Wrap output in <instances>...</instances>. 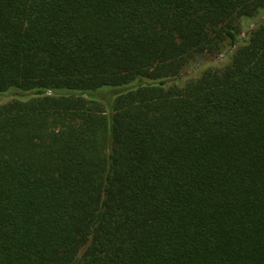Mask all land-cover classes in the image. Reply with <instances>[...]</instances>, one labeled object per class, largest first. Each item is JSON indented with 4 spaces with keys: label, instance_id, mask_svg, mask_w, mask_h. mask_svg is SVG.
Masks as SVG:
<instances>
[{
    "label": "trees",
    "instance_id": "1",
    "mask_svg": "<svg viewBox=\"0 0 264 264\" xmlns=\"http://www.w3.org/2000/svg\"><path fill=\"white\" fill-rule=\"evenodd\" d=\"M263 11L0 0V264H264Z\"/></svg>",
    "mask_w": 264,
    "mask_h": 264
},
{
    "label": "rangeland",
    "instance_id": "2",
    "mask_svg": "<svg viewBox=\"0 0 264 264\" xmlns=\"http://www.w3.org/2000/svg\"><path fill=\"white\" fill-rule=\"evenodd\" d=\"M262 20H264V11L261 14H258L257 16L253 17L252 19L248 20L247 22H244V24L246 25V24L250 23L252 25V23L259 22ZM243 34H244V32H242L239 35V38H242ZM229 51H230V49H227L225 51V53H227ZM200 64H201V62H200ZM195 67L194 68H192V67L187 68L184 72H182V74L180 75V78L188 79V78L192 77L194 72H195Z\"/></svg>",
    "mask_w": 264,
    "mask_h": 264
}]
</instances>
